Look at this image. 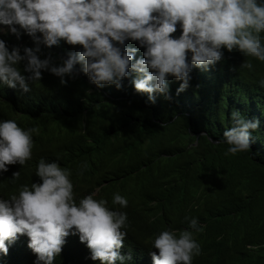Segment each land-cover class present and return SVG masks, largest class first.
<instances>
[{"label": "trees", "instance_id": "obj_1", "mask_svg": "<svg viewBox=\"0 0 264 264\" xmlns=\"http://www.w3.org/2000/svg\"><path fill=\"white\" fill-rule=\"evenodd\" d=\"M20 31V39L7 31L0 39L10 50L34 47ZM181 34L178 24L173 36ZM126 46L138 49L137 59L146 50L138 41L128 40ZM42 49L41 59L51 53L56 65L68 52L83 51L64 41ZM222 50L224 58L214 66L193 68L189 87L179 94L182 81L170 76L172 99L156 93L155 103L131 84L135 73L124 79L123 89L100 88L82 72L76 79L65 77V86L42 70V79L29 81L27 93L0 81V122L12 119L25 130L39 128L33 133L32 159L0 173V199L18 194L23 185L42 183L36 175L39 161H56L71 171L77 201L99 190L97 199L127 213L128 234L119 250L125 259L115 264H154L150 253H158L152 247L156 236L188 229L191 218L204 226L194 233L201 254L192 264H264V87L259 84L264 62L238 49ZM247 59L253 70L241 69ZM26 63L19 67L30 75L23 73ZM233 111L259 125L251 130L248 151L225 155L229 145L219 142L232 127ZM115 194L128 200L126 208L113 204ZM29 240L25 234L6 241L9 251H0V264H37ZM53 264L103 262L93 260L86 242L70 232Z\"/></svg>", "mask_w": 264, "mask_h": 264}, {"label": "clouds", "instance_id": "obj_2", "mask_svg": "<svg viewBox=\"0 0 264 264\" xmlns=\"http://www.w3.org/2000/svg\"><path fill=\"white\" fill-rule=\"evenodd\" d=\"M178 24L182 34L177 38L173 34ZM0 25L8 26L0 32L17 39L23 29L34 43L10 50L0 39V81L11 88L19 85L25 93L31 91L29 81L42 79V70L65 86V77L76 79L82 72L100 88L117 89L135 73L131 84L155 103L156 93L172 99L170 76L182 81L179 94L189 87L193 68L214 66L224 58V48L264 62V4L258 0H0ZM128 40L146 49L141 58H136L137 48L126 46ZM62 41L83 51L68 52L59 65L51 53L41 59L42 46L51 49ZM24 61L23 73L30 75L22 74L19 65ZM241 69L253 70L251 60ZM259 84L264 87V79ZM258 125V120L233 111L232 127L219 142L229 145L225 155L248 151L251 130ZM33 133L39 134V128L25 130L12 119L0 122V173L32 159ZM36 175L42 183L23 185L18 194L0 199V251L7 254L6 241L13 243L26 234L37 264H53L71 232L86 242L93 260L115 264L125 259L119 250L128 234L126 212L111 210L106 199H97L99 190L77 201L71 171L56 161L41 159ZM19 177V171L13 173V181ZM113 204L126 208L128 200L115 194ZM203 230L198 219L191 218L188 229L162 231L152 246L158 253H150L154 264H192L201 254L194 233Z\"/></svg>", "mask_w": 264, "mask_h": 264}]
</instances>
